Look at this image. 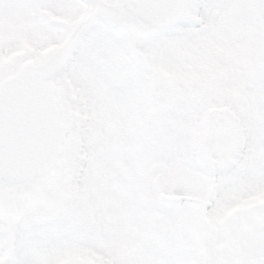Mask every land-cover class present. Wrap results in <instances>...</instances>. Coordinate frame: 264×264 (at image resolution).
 I'll list each match as a JSON object with an SVG mask.
<instances>
[{
  "label": "snow or ice",
  "instance_id": "6c2138e0",
  "mask_svg": "<svg viewBox=\"0 0 264 264\" xmlns=\"http://www.w3.org/2000/svg\"><path fill=\"white\" fill-rule=\"evenodd\" d=\"M0 264H264V0H0Z\"/></svg>",
  "mask_w": 264,
  "mask_h": 264
}]
</instances>
